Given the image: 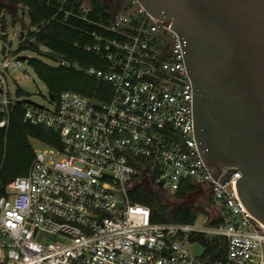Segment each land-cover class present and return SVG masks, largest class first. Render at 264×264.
<instances>
[{"label":"built area","instance_id":"obj_1","mask_svg":"<svg viewBox=\"0 0 264 264\" xmlns=\"http://www.w3.org/2000/svg\"><path fill=\"white\" fill-rule=\"evenodd\" d=\"M55 1L58 13L93 26L85 49L107 66H74L109 83L111 97L99 102L66 91L58 100L48 95V105L26 102L24 121L57 131L62 147L34 142L27 175L4 188L0 264H264V225L236 190L242 173L223 185L230 168L208 169L199 151L193 82L173 22L139 0L111 3L107 21L90 18L92 0ZM39 31L32 27L22 38ZM27 60L0 55V128L24 99L11 89L9 71ZM138 181L169 196L191 182L205 189L215 214L190 224L152 222L151 209L130 198ZM217 216L223 223L210 226ZM198 234L208 242L224 237L226 251L207 257V246L192 240ZM195 244L203 253L189 247Z\"/></svg>","mask_w":264,"mask_h":264},{"label":"water","instance_id":"obj_2","mask_svg":"<svg viewBox=\"0 0 264 264\" xmlns=\"http://www.w3.org/2000/svg\"><path fill=\"white\" fill-rule=\"evenodd\" d=\"M139 1L179 34L206 166L230 168L223 185L242 173L238 197L264 225V0Z\"/></svg>","mask_w":264,"mask_h":264},{"label":"trees","instance_id":"obj_3","mask_svg":"<svg viewBox=\"0 0 264 264\" xmlns=\"http://www.w3.org/2000/svg\"><path fill=\"white\" fill-rule=\"evenodd\" d=\"M11 2L16 9L18 6L28 7L32 27H40L39 32H29L19 52L24 49L37 51L39 44H43L51 51L47 56L54 61V64L39 58L29 59V64L37 77L46 85L49 95H53L58 100L62 93L73 91L99 102L108 101L111 97V85L99 81L96 76L77 70L74 66L79 64L86 69L90 67L105 69L107 66L97 55L85 49L92 40L85 34V30H93V26L58 13L59 4L55 0H11ZM92 4L94 9L90 18L107 21L111 4L104 0H92ZM2 9L3 6L0 5V13ZM33 38L36 39L37 44L29 41ZM63 61L70 65H63ZM17 91L24 99L11 114L8 125L0 128V196L4 194V188L11 181L27 175L35 158L34 142L38 141L50 147H62L61 137L57 131L24 121V106L30 95L21 88ZM3 119L4 115L0 113V121ZM149 183L148 181L133 183L129 195L134 203H141L151 209L152 222L190 224L196 222L201 215H209L206 207L202 205L194 203L174 205L167 198L169 195L151 187ZM198 190V186L186 182L174 196L169 197L182 201ZM222 223L223 219L218 216L208 222L210 226H219ZM196 239L207 246L205 255L211 259H217L226 251L227 241L224 237L208 242L204 234H198L192 237V240Z\"/></svg>","mask_w":264,"mask_h":264},{"label":"rangeland","instance_id":"obj_4","mask_svg":"<svg viewBox=\"0 0 264 264\" xmlns=\"http://www.w3.org/2000/svg\"><path fill=\"white\" fill-rule=\"evenodd\" d=\"M104 1L114 4L116 0ZM0 5L3 6L2 11H4V13L0 15V55L6 50L7 53L11 52V54L16 55L17 57L24 56L28 58L21 68L11 69L9 71L11 77L8 76V78L11 89L14 91L15 89L21 88L30 95L29 99L34 103L48 105L49 102L47 97L49 91L46 85L35 74L33 68L29 64V59L39 58L49 64H53L52 59L47 56L51 51L43 44H39V50L37 51L24 49L22 52H19L20 47L24 43L22 33H26L32 28L29 8L26 6H18L16 9L11 0H0ZM148 185L153 187L150 183ZM167 198L170 202L174 203V205L180 206L186 203H194L195 205L206 207L210 217L215 214V211L208 200V195L203 188H200L186 200L177 201L169 196H167ZM211 200L213 199L211 198ZM189 247L198 254H201L204 251V248L199 244L193 246L189 245Z\"/></svg>","mask_w":264,"mask_h":264}]
</instances>
